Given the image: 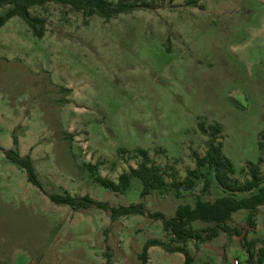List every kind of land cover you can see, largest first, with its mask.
Listing matches in <instances>:
<instances>
[{
    "label": "rangeland",
    "instance_id": "obj_1",
    "mask_svg": "<svg viewBox=\"0 0 264 264\" xmlns=\"http://www.w3.org/2000/svg\"><path fill=\"white\" fill-rule=\"evenodd\" d=\"M147 1L155 8L109 22L54 3L34 8L46 20L43 38L19 17L0 29V264H141L150 240L178 246L148 214L171 219L181 205L224 195L208 168L207 192L204 179L192 190L171 186L197 168L217 124L232 180L245 182L248 164L264 161V0ZM14 138L43 190L5 157ZM138 148L166 172L165 189L143 197L136 178L124 194L95 183L87 165L118 182L141 162ZM55 194L89 195L108 210L75 211L54 204ZM140 204L145 215L111 219V208ZM250 215L240 210L229 222L240 237L190 241L194 264H249L244 237L264 239V206L254 226ZM148 256V264H185L163 247Z\"/></svg>",
    "mask_w": 264,
    "mask_h": 264
},
{
    "label": "trees",
    "instance_id": "obj_2",
    "mask_svg": "<svg viewBox=\"0 0 264 264\" xmlns=\"http://www.w3.org/2000/svg\"><path fill=\"white\" fill-rule=\"evenodd\" d=\"M49 3L68 7L74 12L82 13L85 19L97 16L106 22L141 9L155 8V3L147 0H0V11H2L0 13V29L10 19L19 17L30 27L36 37L43 38L47 32L46 20L41 16L34 15L32 10L37 7H44ZM200 127L207 134L205 128ZM212 130L209 136L210 140L207 142L208 150L205 156L195 158L197 168L189 170L185 180H175L171 186L177 189L184 187L186 190H192L196 186L197 180L204 179L203 191L207 192L211 186V181L208 177H204L201 170L208 168L214 173L215 181L224 190V195L213 202L198 199L194 207L181 205L171 219H167L160 212L149 213V216L162 221L163 230L171 236V241L178 246H168L157 239L150 240L145 244L140 255L141 264H148V251L151 247H163L169 253L183 254L185 264H194L193 256L185 249L187 244L190 241L203 243L217 238L221 233L240 237L242 235L241 229L229 225L233 215L240 210L251 212L248 221L250 225L254 226L253 215L260 207L264 206V170L261 168L264 161L260 158L258 163L250 162L248 164L246 171L249 179L245 182L240 183L232 180L231 176L235 174L234 164L224 154L223 142L217 141V136L222 133V127L217 124L212 127ZM13 144V149L3 150L5 157L26 172L27 179L31 184L43 190L32 158L29 155L20 154L17 138H14ZM259 149L264 150V132L261 134ZM120 152L128 151L122 149ZM132 157L140 158L141 162L136 168L130 167L127 172L122 173L118 182L95 175L98 169L97 165H87V168L94 174L95 183L115 193L124 194L128 191L134 178L139 179L143 184V197L150 195L153 191H161L168 186L165 179L166 172L151 159L146 149H136ZM50 200L56 205L70 206L75 211L87 210L92 207L108 210L106 204L95 201L89 195L76 198L70 194H55L50 196ZM146 213L147 211L142 204L121 206L111 208V219L114 221L120 217L145 215ZM197 221L209 226L203 231L195 230L193 223ZM258 243L262 244L263 247L256 252L255 248ZM243 247L248 254L249 264H264V239L249 241L247 237H244Z\"/></svg>",
    "mask_w": 264,
    "mask_h": 264
},
{
    "label": "built area",
    "instance_id": "obj_3",
    "mask_svg": "<svg viewBox=\"0 0 264 264\" xmlns=\"http://www.w3.org/2000/svg\"><path fill=\"white\" fill-rule=\"evenodd\" d=\"M234 264H240V262H239L238 260H236V261L234 262Z\"/></svg>",
    "mask_w": 264,
    "mask_h": 264
}]
</instances>
